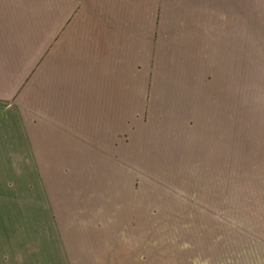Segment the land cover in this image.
I'll return each instance as SVG.
<instances>
[{"label": "rangeland", "instance_id": "obj_1", "mask_svg": "<svg viewBox=\"0 0 264 264\" xmlns=\"http://www.w3.org/2000/svg\"><path fill=\"white\" fill-rule=\"evenodd\" d=\"M84 1L125 27L75 55L73 85L65 57L19 96L0 264H264V29L246 0Z\"/></svg>", "mask_w": 264, "mask_h": 264}, {"label": "crops", "instance_id": "obj_2", "mask_svg": "<svg viewBox=\"0 0 264 264\" xmlns=\"http://www.w3.org/2000/svg\"><path fill=\"white\" fill-rule=\"evenodd\" d=\"M82 1L79 6L76 0H62L61 6L49 11L45 6L31 5L30 1L0 0V157H15L7 153L10 146L6 149L1 142H10L13 140L10 136L16 133L24 134L16 116L24 108V99L19 96L29 92L30 79L39 77L41 84H46L53 67V72L62 74L66 57L69 70L60 76L65 83L73 85L71 81L77 77L79 67L76 62L80 61L75 55H83L84 61H93L96 38L102 34L99 31L104 30V35L110 37L112 28L125 27V18L123 22L109 18L104 21L106 24L96 26L90 5ZM238 2L235 0L236 4ZM96 3L104 8L118 7L112 0H96ZM123 3L126 1H120L119 5ZM209 3L217 6L223 2L213 0ZM246 5L248 21L253 26L250 28L264 29V0H246ZM112 13L116 16L122 14V10ZM119 22L122 25H113ZM256 23L259 25L255 26ZM40 93L45 101H52L45 97L44 88Z\"/></svg>", "mask_w": 264, "mask_h": 264}]
</instances>
